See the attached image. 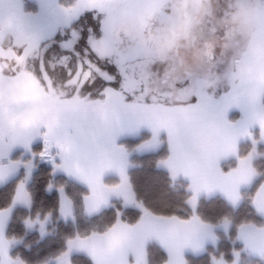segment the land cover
<instances>
[{
    "label": "rangeland",
    "instance_id": "rangeland-1",
    "mask_svg": "<svg viewBox=\"0 0 264 264\" xmlns=\"http://www.w3.org/2000/svg\"><path fill=\"white\" fill-rule=\"evenodd\" d=\"M90 2L85 0V3ZM76 5L77 0H13L0 7V46L7 47L12 40L27 44L29 49L38 45L36 57L45 56L46 62L54 67L60 63L62 56L76 60L73 52L61 47L65 36L72 39L73 33L79 36L89 31L90 27L96 36L100 35V23L93 19L98 14L88 12L76 23L82 11ZM129 16L132 19L147 18V22L152 25L151 32L144 31L135 38L134 50L145 63L155 65L159 75L154 76L147 87L157 96L159 105L168 114L183 115L190 107L185 101L194 94L213 97L214 102H203V113H220L224 110L220 103L223 98L236 99L256 84L255 87L264 85V0H148V7L139 16L133 13H129ZM162 40L167 45H174V50H158L157 45ZM45 47L51 50L45 53ZM75 52L80 56L85 55L82 46L77 47ZM247 63H250L248 67ZM35 71L39 74L38 63ZM52 79L56 87L51 95L43 93L34 79H25L0 93L12 103L28 100L39 102L38 114L25 109L9 115L6 107L5 132L0 134V155L3 158L12 156L15 161L21 162L24 169L23 180L17 189L21 186L24 197L19 199L22 201L19 206L26 208L31 207L28 185L39 164L47 161L33 156L43 147L41 140L32 139L36 132L32 125L36 120L52 119L54 128L61 131L70 125L91 120L107 122L130 119L124 115L125 109L116 108L115 96L111 101L81 100L79 97L67 100L72 88L63 86L58 78V70ZM184 81H188L186 86L182 83ZM149 139L141 150L158 146V151L159 146L164 144L161 136ZM13 140L17 145L8 149V143ZM29 140L31 144L25 148L23 145ZM263 143L259 135V140L254 142L250 153L243 160L245 165L253 166L255 160L264 157V152H260L258 147ZM37 144L39 151L34 148L31 150ZM66 199L63 209L65 220L68 209L73 205L68 197ZM49 219L28 220V228L33 230L38 226L42 236H45ZM217 231L223 230L219 228ZM239 256L240 252H236L235 259L240 262ZM16 261L17 264H24L20 260Z\"/></svg>",
    "mask_w": 264,
    "mask_h": 264
},
{
    "label": "crops",
    "instance_id": "crops-1",
    "mask_svg": "<svg viewBox=\"0 0 264 264\" xmlns=\"http://www.w3.org/2000/svg\"><path fill=\"white\" fill-rule=\"evenodd\" d=\"M12 1L0 0V7ZM249 65L250 63H247L246 67ZM255 86L246 93L238 95L234 100V106L227 109L226 113L225 110L220 113H203V119L195 122L184 121L191 128V136L187 145L175 139L169 141L166 131H162L159 135L165 137L169 148V157L161 166L170 171L173 180L184 179L189 183L192 194L190 205L195 215L188 220L153 215L136 200L128 175L131 167L130 153L123 141L147 135L145 139L136 144L133 152L137 154L156 152L158 146L141 150L148 143V139L153 138L150 128L142 126L135 135L127 133L115 135L113 143L114 133L118 129L126 128L129 120L107 122L91 120L70 125L69 128L75 129V135L69 136L65 133L63 140L66 145L65 153L70 160L71 175L57 171L55 176L66 175L87 188L88 196L90 195V182L98 181L104 188H115L124 184V177H127L128 182L124 184L122 195H111L106 203L93 211L89 210L88 202L85 200V212L93 216L106 209L113 200H123L126 207L141 210L142 218L133 226L120 223L104 234H93L80 238L89 241V246L85 249H81L76 243L70 245L68 242L63 255L44 264L53 262L71 264L72 256L79 253L88 256L94 264H149L148 246L151 242L157 243L168 254V261L165 264H187V255H202L208 246H216L218 244L216 231L219 228L229 231V223L224 222L218 226L208 224L196 215V211L199 201L205 197L221 196L230 204H240L243 191L251 188L258 176L252 165H245L239 176H250L251 180L248 183L241 180L235 185L234 191L209 180V177L217 172L227 176L241 168V161L244 158L239 161L237 169L229 172L223 170V164L232 159H239L241 144L252 141L255 131H259L261 139L264 140V85ZM33 148L34 146L31 150ZM22 168L21 162L15 161L12 156L3 158L0 155V188L16 179ZM109 178H118L119 181L110 184L108 183ZM262 189H264V183L256 193L253 204L260 216L264 218V211L257 206L259 196L264 195ZM59 192L61 195L60 218L64 221H74L73 205L68 209L67 220H65L63 209L67 195L63 189ZM22 194L21 186H19L11 208L0 211V264L17 262L10 256L12 245L6 238V231L15 209L22 202L19 199L24 198ZM242 236H248L253 240L258 239L264 236V227L254 224L243 225L238 231V241L245 245ZM76 240L77 238L70 241ZM246 249L255 257L264 258V255L257 251L248 247ZM220 260H223L224 264L239 263L236 259L232 263L218 259L213 264Z\"/></svg>",
    "mask_w": 264,
    "mask_h": 264
},
{
    "label": "snow or ice",
    "instance_id": "snow-or-ice-1",
    "mask_svg": "<svg viewBox=\"0 0 264 264\" xmlns=\"http://www.w3.org/2000/svg\"><path fill=\"white\" fill-rule=\"evenodd\" d=\"M77 8L82 9L77 17L78 23L88 12L97 13L93 19L100 23V35L96 36L93 28L81 33L79 36L73 33L72 39L67 36L61 47L66 51L75 54L76 60L69 56H62L57 66H52L43 58L36 57L35 53L39 50L37 45L29 49L27 44H18L15 40L9 42L7 47L0 46V93L8 86H14L22 83L25 79H34L42 92L51 95L56 87L52 75L57 73L58 78L63 82L64 87H71V95L67 100L79 99L98 101H111L116 97V108L125 109L124 115L130 117L126 128L118 129L115 135L127 133L135 135L142 126H147L152 130L153 138L159 136L162 131H166L169 141L177 140L181 144L187 145L191 136V128L184 121H198L203 119L202 106L207 100L214 102L213 97H204L201 94L189 96L185 101L190 107L183 113L168 114L165 109L159 105L158 98L147 84L151 82L154 76L159 73L155 70L154 64L145 63L139 55L135 54L134 40L144 31L151 32L152 25L147 22V18L132 19L129 13L137 16L148 7V0H91L85 3V0H77ZM94 34V38L93 35ZM83 47L84 56L75 52L77 47ZM107 47V51H105ZM51 49L45 47V53ZM31 61V67L29 62ZM39 64V74L36 73V64ZM184 86L188 81L182 82ZM234 97L223 98L220 103L223 104L225 113L227 109L234 106ZM7 107L9 115L18 114L28 109L32 114H38V101H17L12 103L7 101L3 95H0V134L5 130L6 118L5 108ZM41 126L45 130L41 131ZM32 127L36 132L32 139L42 141L43 147L39 153H33V156H39L41 160H47L51 164L53 172L62 171L71 175L70 160L65 153L66 145L63 135H75V129L66 128L57 131L54 128L52 119H38ZM6 139V138H5ZM31 140L24 143L27 148ZM17 145L16 141L8 143V149ZM150 146V145H149ZM245 167V162L241 161V168L227 176L216 173L209 177L210 182L218 183L230 191L241 180L248 183L250 176L240 177L241 169ZM127 177H124V184H127ZM124 184L115 188H104L98 181L90 182V195L85 197L88 202L89 210L93 211L106 203L113 194L122 195ZM51 187V185L49 186ZM264 192V189H262ZM257 206L264 211V195L259 196ZM246 247L251 248L264 255V236L258 239H249L248 236L241 237ZM76 243L81 249L89 246V241L77 238L76 241H69V244ZM216 264H224L223 260L216 261Z\"/></svg>",
    "mask_w": 264,
    "mask_h": 264
},
{
    "label": "trees",
    "instance_id": "trees-1",
    "mask_svg": "<svg viewBox=\"0 0 264 264\" xmlns=\"http://www.w3.org/2000/svg\"><path fill=\"white\" fill-rule=\"evenodd\" d=\"M259 135V131H255L252 141L241 144L239 159L225 162L223 164L225 172L239 167V161L248 156L254 142L259 140ZM146 136L123 141L130 153L131 167L128 175L136 200L153 215L191 219L195 213L189 203L192 196L189 183L184 179L174 181L170 171L160 165V162L165 163L169 157L165 137L164 144L156 152L146 154L133 152L136 144ZM39 144L35 145L34 150L39 151ZM258 147L260 152H264L263 144H259ZM253 167L258 176L253 186L243 191L240 204H230L221 196L205 197L199 201L196 215L200 219L214 226L228 222L231 227L228 232L217 231L218 244L208 246L204 254L187 255V264H213L218 259L232 263L236 252H240L239 264H264L263 258L252 256L238 241V231L243 225L254 224L260 227L264 225V218L259 215L253 204L256 193L264 183V157L255 160ZM23 173L22 168L16 179L0 188V211L11 208L17 187L23 180ZM118 181V178L108 179L110 184ZM60 188L73 204L74 221H64L60 218ZM27 191L31 207H17L6 231V238L12 245L11 258L24 264H44L55 260L66 252L68 242L72 239L104 234L120 223L136 225L142 218L141 210L126 207L123 200H113L102 212L93 216L87 215L85 197L88 196L89 190L66 175H53L52 166L48 161L39 164ZM47 217L50 221L45 236H42L38 226L33 230L28 228V220L43 221ZM148 258L149 264H165L168 261V254L157 243L151 242L148 246ZM71 264L94 263L88 256L79 253L72 256Z\"/></svg>",
    "mask_w": 264,
    "mask_h": 264
},
{
    "label": "clouds",
    "instance_id": "clouds-1",
    "mask_svg": "<svg viewBox=\"0 0 264 264\" xmlns=\"http://www.w3.org/2000/svg\"><path fill=\"white\" fill-rule=\"evenodd\" d=\"M158 50L172 51L174 50V45H167L165 41H160L157 45Z\"/></svg>",
    "mask_w": 264,
    "mask_h": 264
}]
</instances>
